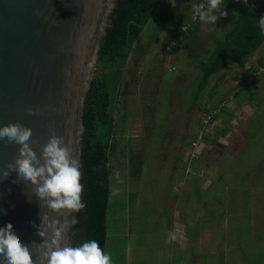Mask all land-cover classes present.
I'll use <instances>...</instances> for the list:
<instances>
[{
	"label": "rangeland",
	"instance_id": "obj_1",
	"mask_svg": "<svg viewBox=\"0 0 264 264\" xmlns=\"http://www.w3.org/2000/svg\"><path fill=\"white\" fill-rule=\"evenodd\" d=\"M109 19L107 15L105 24ZM137 39L132 46L139 42V37ZM144 40L142 37L141 41ZM127 63L114 100V146L110 152L107 223L114 243L110 244L107 253L111 254L113 264H264V256L260 255L264 250L263 109L260 108L257 117L262 127L251 139H244L247 146L241 142L243 148L237 147L236 136L226 139L228 148L212 143L191 170L186 168L181 181L177 179L180 171L176 157L165 156L169 145L162 144L167 138L166 133H171L169 127L172 124L163 127L159 123L155 125L157 128L148 124L146 127V109L143 103L137 106L136 96H133L125 116L132 113V118L127 127L123 125L121 118L126 103L119 99L120 93L122 89L132 93L140 79L135 68ZM220 78L221 75L209 84V92H202L213 95L204 98V105H226L219 96ZM141 83L146 85L144 81ZM194 87L196 89V85ZM219 99L222 101L218 102ZM200 101L201 98L196 100L197 106ZM218 127H221L220 122ZM157 146H160L159 154H156ZM211 153H214L212 159L215 161L210 160L208 166L202 165L201 160ZM163 159L167 160L163 162L164 174L152 175L161 167ZM245 173L247 176L240 177ZM175 182L177 191L176 187H171ZM117 188L119 195H112ZM169 232L175 233L177 239L166 244L164 241Z\"/></svg>",
	"mask_w": 264,
	"mask_h": 264
},
{
	"label": "water",
	"instance_id": "obj_2",
	"mask_svg": "<svg viewBox=\"0 0 264 264\" xmlns=\"http://www.w3.org/2000/svg\"><path fill=\"white\" fill-rule=\"evenodd\" d=\"M112 1L0 0V127L30 128L38 156L55 132L80 163L85 94ZM29 108L40 114L29 115ZM19 147L0 140V169L15 161ZM39 203L30 181L13 172L0 181V227L11 223L24 244L42 242L33 222L38 226L48 210ZM65 216L71 221L73 213Z\"/></svg>",
	"mask_w": 264,
	"mask_h": 264
},
{
	"label": "crops",
	"instance_id": "obj_3",
	"mask_svg": "<svg viewBox=\"0 0 264 264\" xmlns=\"http://www.w3.org/2000/svg\"><path fill=\"white\" fill-rule=\"evenodd\" d=\"M246 2L224 0L223 7L228 15L220 18L215 29L212 30L211 25L202 24L199 18L195 20L191 18L194 0H176L175 8L170 4L173 8L170 15H160L156 12L151 16L141 29L139 42L133 44L129 53L127 65L130 64L135 68L134 71L139 73L140 79L132 93L127 89H122L123 92L120 93L124 98L120 96L119 99L126 103L123 109L124 117L121 118L123 125L127 127L132 118V113L130 116H125L128 103L133 96H136L137 106L143 103L146 109L147 118L146 122L144 121L146 127H149L148 124L154 127L159 123H162L163 127L172 124L169 127L171 133H166L167 138L162 144L169 145L165 156L176 157L180 171L177 179L181 181L186 168L191 170L195 161L207 152L212 143L220 148H228L226 139H233L236 136L235 144L243 148L241 142L247 146V140L244 139L246 137L251 139L262 127L259 125L260 118L257 117L260 108L264 111V40L255 50L241 58V65L236 61L223 63L217 70L211 72L204 85L198 88L203 75V66L210 64L216 50L236 28L237 20ZM151 23L154 24L150 26ZM142 37H145L144 41H141ZM171 40H174L175 44L168 50L167 46ZM164 71H168L169 74H164ZM220 75L219 96L223 97L226 105L213 117L205 129L204 138L197 147L193 148L191 142L197 136L202 117L214 107L211 104L204 105L203 102L205 97L210 98L213 95L210 93L204 95L202 92L206 90L209 92V84ZM143 81L146 85H142ZM224 91L227 93L222 96ZM200 98L201 101L197 106L196 100ZM221 101L222 99L218 100ZM219 122L221 127H218ZM157 148L156 154H159L160 146ZM129 151L132 152V149H128ZM213 154L205 156L207 158L201 160L202 165L208 166L210 160L215 161L212 159ZM166 159H163L161 167L152 175L159 176L161 172L164 174L163 162L167 161ZM245 174L247 176V173ZM164 181V185L168 187ZM176 186L175 182L171 187ZM164 189L167 190L166 187ZM165 193L169 192L165 191ZM113 243L114 238L109 234V244L113 245Z\"/></svg>",
	"mask_w": 264,
	"mask_h": 264
},
{
	"label": "trees",
	"instance_id": "obj_4",
	"mask_svg": "<svg viewBox=\"0 0 264 264\" xmlns=\"http://www.w3.org/2000/svg\"><path fill=\"white\" fill-rule=\"evenodd\" d=\"M199 1L194 0V5ZM228 1L233 2L225 0ZM171 10L169 0H114L110 22L97 51L96 68L85 94L81 116L83 133L80 169L81 183L84 185L82 199L86 207L79 213H73L77 220L70 235L73 246L95 239L106 252L111 247L107 216L110 209V152L114 146L112 132L115 96L120 88L122 72L132 43L139 37L142 27L156 12L170 15ZM262 15L264 0H247L236 28L216 50L210 64L203 66L199 89L209 74L223 63L236 61L241 65V58L262 43L264 35L257 26L258 18ZM245 176L246 174L242 178ZM260 255L264 256L263 249Z\"/></svg>",
	"mask_w": 264,
	"mask_h": 264
},
{
	"label": "clouds",
	"instance_id": "obj_5",
	"mask_svg": "<svg viewBox=\"0 0 264 264\" xmlns=\"http://www.w3.org/2000/svg\"><path fill=\"white\" fill-rule=\"evenodd\" d=\"M169 3L176 7V0H169ZM223 5L224 0H206L203 8L193 7L201 23L211 25L214 30L217 21L228 15ZM257 26L264 35V15L258 18ZM27 112L29 115L40 114L31 108ZM32 134L30 128L18 122L0 127V140L6 139L20 146L15 161L9 162L6 169H0V181L8 179L13 172L18 179L30 181L35 197L41 202L40 209L48 210L41 213L38 226L33 222L42 242L22 243L13 225L7 223L0 227V264H113L111 254L95 239L73 246L67 238L77 220L73 216L69 221L65 214L79 213L86 207L82 199L84 185L80 163L73 157L71 148L63 137L53 132L38 156L29 143ZM119 191L114 189L112 195H119ZM176 239L177 235L169 232L164 242L167 244Z\"/></svg>",
	"mask_w": 264,
	"mask_h": 264
},
{
	"label": "built area",
	"instance_id": "obj_6",
	"mask_svg": "<svg viewBox=\"0 0 264 264\" xmlns=\"http://www.w3.org/2000/svg\"><path fill=\"white\" fill-rule=\"evenodd\" d=\"M235 1H247V0H235ZM206 4V0H200L196 5L203 8ZM191 18L193 20L198 18V13L195 9L192 11ZM175 44V41H171V43L167 46V49L169 50L173 45ZM224 104L218 105L216 107H213V109H210L207 113L204 114V116L201 119V126L199 128V131L197 133L196 138L191 142V146L193 148L197 147L199 142L203 139L204 131L209 126L210 122L212 121L215 114H219L221 112V107H223Z\"/></svg>",
	"mask_w": 264,
	"mask_h": 264
}]
</instances>
